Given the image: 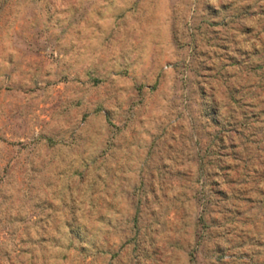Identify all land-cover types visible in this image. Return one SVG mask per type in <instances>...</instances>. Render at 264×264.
<instances>
[{
	"label": "rangeland",
	"instance_id": "1",
	"mask_svg": "<svg viewBox=\"0 0 264 264\" xmlns=\"http://www.w3.org/2000/svg\"><path fill=\"white\" fill-rule=\"evenodd\" d=\"M0 264H264V0H0Z\"/></svg>",
	"mask_w": 264,
	"mask_h": 264
}]
</instances>
